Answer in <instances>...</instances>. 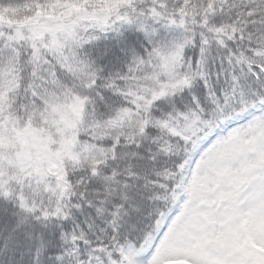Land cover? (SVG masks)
Instances as JSON below:
<instances>
[{"label":"snow or ice","instance_id":"snow-or-ice-1","mask_svg":"<svg viewBox=\"0 0 264 264\" xmlns=\"http://www.w3.org/2000/svg\"><path fill=\"white\" fill-rule=\"evenodd\" d=\"M0 264H264V0H0Z\"/></svg>","mask_w":264,"mask_h":264}]
</instances>
